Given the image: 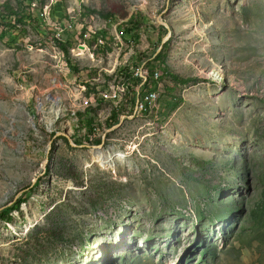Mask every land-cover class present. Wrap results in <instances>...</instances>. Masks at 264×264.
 Instances as JSON below:
<instances>
[{
    "label": "rangeland",
    "instance_id": "1",
    "mask_svg": "<svg viewBox=\"0 0 264 264\" xmlns=\"http://www.w3.org/2000/svg\"><path fill=\"white\" fill-rule=\"evenodd\" d=\"M0 14V264H264V0Z\"/></svg>",
    "mask_w": 264,
    "mask_h": 264
},
{
    "label": "built area",
    "instance_id": "2",
    "mask_svg": "<svg viewBox=\"0 0 264 264\" xmlns=\"http://www.w3.org/2000/svg\"><path fill=\"white\" fill-rule=\"evenodd\" d=\"M146 72V73H145ZM152 77L155 80H158L160 78V72L158 70H154L152 72ZM148 71H141V78L143 82H146L148 80ZM129 85H124V92L125 88ZM112 88V87H111ZM140 94V92H139ZM160 94L158 89H151L145 93H141V95L137 98L135 102V110L136 111H144L152 107H155L159 101Z\"/></svg>",
    "mask_w": 264,
    "mask_h": 264
},
{
    "label": "trees",
    "instance_id": "3",
    "mask_svg": "<svg viewBox=\"0 0 264 264\" xmlns=\"http://www.w3.org/2000/svg\"><path fill=\"white\" fill-rule=\"evenodd\" d=\"M0 16H1V14H0ZM137 17H138V16H134V15H132L128 22H125L124 24H121V26L123 27V31H122L123 35H124L125 32H126L127 34H132V33H134V31L136 30V28L140 25V22L137 21ZM22 18H24V16L21 15L20 18H19V20H22ZM26 18H27V15H26ZM127 34L124 35V38L127 36ZM15 38H16V37H15ZM63 46H64V45H63ZM64 51L68 53V49L66 48V46H64ZM123 70H124V69L120 68V71H121V72H123ZM134 75H135V73H134ZM135 76H136V75H135ZM138 76H139V75H138ZM138 76H137V78H141V76H139V77H138ZM126 79H128L127 76H126V78H125V77H121V80H120V81H122L123 84L126 85V83H125ZM141 80H142V79H141ZM128 85H129V84H128ZM103 98L106 99L105 97H103ZM86 114H89V112L86 111ZM113 117L115 118L116 115H115V114H112V118H113ZM87 119H88V120H87V123H88V124H91L92 120H91L90 116H88ZM90 132H91V131H90ZM15 209H16V208L12 206V207H6L3 211H5L7 214H10V213H11L13 210H15Z\"/></svg>",
    "mask_w": 264,
    "mask_h": 264
},
{
    "label": "bare ground",
    "instance_id": "4",
    "mask_svg": "<svg viewBox=\"0 0 264 264\" xmlns=\"http://www.w3.org/2000/svg\"><path fill=\"white\" fill-rule=\"evenodd\" d=\"M116 160L118 158L116 157V152L96 148L92 150V162L100 164L104 169L109 170V168L116 169ZM90 166V165H89Z\"/></svg>",
    "mask_w": 264,
    "mask_h": 264
}]
</instances>
